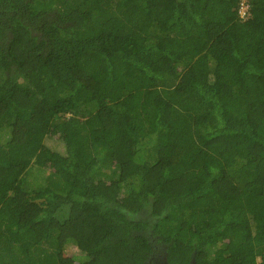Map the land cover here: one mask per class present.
<instances>
[{"label": "trees", "instance_id": "obj_1", "mask_svg": "<svg viewBox=\"0 0 264 264\" xmlns=\"http://www.w3.org/2000/svg\"><path fill=\"white\" fill-rule=\"evenodd\" d=\"M240 1L0 0V264L154 240L264 264V0Z\"/></svg>", "mask_w": 264, "mask_h": 264}, {"label": "rangeland", "instance_id": "obj_2", "mask_svg": "<svg viewBox=\"0 0 264 264\" xmlns=\"http://www.w3.org/2000/svg\"><path fill=\"white\" fill-rule=\"evenodd\" d=\"M45 141H46V144H48V145H50V146H52L53 148H59V149H61V145L58 143V142H56L55 140H51V139H49V140H47V139H45ZM107 175H105V176H110V173L109 172H105ZM147 215V212L145 211V210H143V211H141L140 213H138L136 216L137 217H139V218H148L149 216H146ZM153 238H151V240H152ZM154 240V239H153ZM156 241L154 240V243H155ZM158 244V243H157ZM63 254H64V256L65 257H71V258H75L76 259V257H78L79 256V251H78V249L76 248V246L75 245H73V244H68L66 247H65V249H64V251H63Z\"/></svg>", "mask_w": 264, "mask_h": 264}, {"label": "flooded vegetation", "instance_id": "obj_3", "mask_svg": "<svg viewBox=\"0 0 264 264\" xmlns=\"http://www.w3.org/2000/svg\"><path fill=\"white\" fill-rule=\"evenodd\" d=\"M152 249L147 264H165L166 262V253L165 246L161 244L152 243Z\"/></svg>", "mask_w": 264, "mask_h": 264}, {"label": "built area", "instance_id": "obj_4", "mask_svg": "<svg viewBox=\"0 0 264 264\" xmlns=\"http://www.w3.org/2000/svg\"><path fill=\"white\" fill-rule=\"evenodd\" d=\"M238 14L241 18H245L249 15V4L246 0H241L238 6Z\"/></svg>", "mask_w": 264, "mask_h": 264}, {"label": "water", "instance_id": "obj_5", "mask_svg": "<svg viewBox=\"0 0 264 264\" xmlns=\"http://www.w3.org/2000/svg\"><path fill=\"white\" fill-rule=\"evenodd\" d=\"M191 264H195V262H194V260L193 259H191V262H190Z\"/></svg>", "mask_w": 264, "mask_h": 264}]
</instances>
